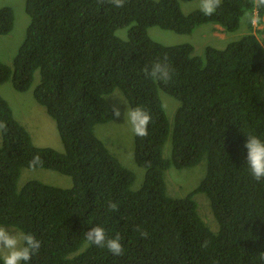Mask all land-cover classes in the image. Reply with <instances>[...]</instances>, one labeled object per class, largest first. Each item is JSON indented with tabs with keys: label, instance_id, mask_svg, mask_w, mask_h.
Here are the masks:
<instances>
[{
	"label": "trees",
	"instance_id": "trees-1",
	"mask_svg": "<svg viewBox=\"0 0 264 264\" xmlns=\"http://www.w3.org/2000/svg\"><path fill=\"white\" fill-rule=\"evenodd\" d=\"M25 1L26 37L11 65L0 60V85L11 80L27 91L39 72L34 94L64 147L36 145L0 96V121L8 128L0 137V224L41 241L29 264H264V181L249 174L244 148L247 135L264 140V43L250 32L264 7L222 0L215 14L204 16L183 10L182 1L190 0H126L120 8L108 0ZM242 20L249 33L228 36L234 40L208 46L203 55L192 43L163 44L148 31L158 26L190 34L213 23L229 33ZM14 25L12 7H1L0 34ZM155 61L171 66V81L145 75ZM116 89L152 118L148 135L134 136V157L145 169L139 188L136 174L95 131L116 118L108 99ZM161 90L180 101L173 121ZM35 154L43 161L35 169L69 175L73 186L29 180L19 187ZM202 161L201 182L187 195L169 194L168 171ZM199 193L210 203L216 230L199 212ZM97 225L108 237L120 236L123 255L88 244L85 233Z\"/></svg>",
	"mask_w": 264,
	"mask_h": 264
},
{
	"label": "rangeland",
	"instance_id": "rangeland-1",
	"mask_svg": "<svg viewBox=\"0 0 264 264\" xmlns=\"http://www.w3.org/2000/svg\"><path fill=\"white\" fill-rule=\"evenodd\" d=\"M25 2V0H0V8L3 6H10L15 12V25L12 32L7 35L0 34V60L10 65L26 37V31L30 23V16L26 11ZM198 3L199 0L182 1V8L185 12H189L198 9ZM213 25V23L202 24L190 34H180L172 30L162 29L158 26H153L148 31L152 39L163 44L192 43L195 47L194 53L196 55L205 54V50L208 46L224 48L230 41L234 40L229 39L230 41H228V36H243L249 33V27L243 23V20L241 22V27L237 31L229 33L224 32L220 25L214 27ZM250 32H253L262 43H264V17L262 22H258L256 18H254L253 28L250 29ZM39 80L40 74L37 72L31 88L23 92L16 90L12 81L9 80L0 85V96L9 101L14 116L28 128L36 145L49 146L63 151V143L55 120L51 118L46 108L41 105L35 97L34 90ZM160 93L168 117L173 121L180 101L162 90ZM114 94L122 96L127 105L131 107L122 90L116 89L108 96V99L112 105L116 104L120 108L121 116L119 118L116 117L111 122L97 124L95 131L97 136L107 144L111 152L136 174L133 187L139 188L145 180V169L136 163L134 157L135 135L131 132L129 126L124 123L123 113L127 105L122 103L118 98L113 97L112 95ZM168 143L169 142H167L166 147ZM206 167L207 162L202 161L196 167H188L178 171L176 169L168 171L167 186L169 194L174 196L187 195L201 182L205 176ZM29 180H39L60 187L73 186V179L71 176L44 168L24 169L19 180V187L24 186ZM196 197L201 216L214 230H216L217 221L209 201L205 196H202V193L197 194L195 199ZM5 227L8 226L5 225ZM0 254L2 255L3 253L0 252Z\"/></svg>",
	"mask_w": 264,
	"mask_h": 264
},
{
	"label": "clouds",
	"instance_id": "clouds-1",
	"mask_svg": "<svg viewBox=\"0 0 264 264\" xmlns=\"http://www.w3.org/2000/svg\"><path fill=\"white\" fill-rule=\"evenodd\" d=\"M108 2L117 8L123 7L126 0H108ZM222 0H199L198 10L204 16H212L221 6ZM264 7V0H254V8ZM251 18V14H249ZM144 73L151 79L168 83L173 78V69L166 61H155L150 66H145ZM118 98L122 103L126 101L120 95H112ZM112 115L119 118L121 116L120 108L113 104L111 106ZM124 123H126L131 132L138 137L148 135V125L151 122L150 113L140 107H129L123 113ZM8 131L7 123L0 121V134ZM247 150L246 164L249 174L255 181H264V140L258 135H247L244 144ZM43 161L39 154H35L29 161V167L35 169L42 165ZM68 188V187H67ZM109 209L118 211L117 204L109 202ZM141 237H147L148 233L137 227ZM88 244L107 248L113 255H123L124 248L121 244V238L117 234L115 237H108L102 226H93L85 233ZM41 248V241L31 232H22L15 225L5 227L0 224V252H2L3 264H29L33 255L37 254ZM261 260H264V252L261 253Z\"/></svg>",
	"mask_w": 264,
	"mask_h": 264
}]
</instances>
